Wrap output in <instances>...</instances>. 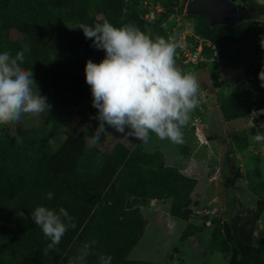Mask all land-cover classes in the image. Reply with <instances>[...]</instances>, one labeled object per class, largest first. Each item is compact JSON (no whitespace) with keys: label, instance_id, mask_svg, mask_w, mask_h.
<instances>
[{"label":"rangeland","instance_id":"374dc122","mask_svg":"<svg viewBox=\"0 0 264 264\" xmlns=\"http://www.w3.org/2000/svg\"><path fill=\"white\" fill-rule=\"evenodd\" d=\"M63 1L31 0L35 9ZM116 1L70 0V5L84 13L88 25L102 22V14L92 7L99 6L110 10L118 27L134 24L151 36L155 32L182 41L176 63L197 76L201 100L184 129L185 143L174 145L151 134L144 144L134 137L123 138L107 125L93 143L97 109L90 96L77 100L74 93L72 102L50 107L46 114L0 125V139L39 127L47 135L52 167L65 175L89 163L91 154L107 158L118 148L131 152L140 161L129 167L108 201L117 212L126 206L127 192L142 172L158 166L165 169L166 176L160 174L164 181L146 183L141 201L129 206L139 223L127 259L150 264H264V86L258 75L264 70V0L260 4L252 0L248 19L212 26L203 14L184 13L187 0H178L166 15L162 0ZM79 26L67 11L55 21L52 36H40L54 68L71 61L82 69L88 59L98 63L104 57ZM5 37L27 49V39L19 31L0 30V44ZM59 38L65 42L63 55L55 44ZM182 50L198 52L200 58L186 62ZM45 87L38 86L40 94ZM83 177L88 180V175Z\"/></svg>","mask_w":264,"mask_h":264},{"label":"trees","instance_id":"16d2710c","mask_svg":"<svg viewBox=\"0 0 264 264\" xmlns=\"http://www.w3.org/2000/svg\"><path fill=\"white\" fill-rule=\"evenodd\" d=\"M70 3V0H64L59 5L41 4L35 9L31 0H0V30L5 34L13 28L23 34L28 43L27 49L23 50L5 37L0 52L10 51L13 55L15 50L25 52L24 61L28 62L22 66L32 69L38 86L46 85L41 95L47 97L51 107L72 102L73 93L77 100L83 95L92 98L85 80V68H77L71 61L68 66L54 68L40 44V36H52L55 21H60L67 11L80 25L86 24L84 13ZM177 3L178 0H162V14L172 12ZM92 7L102 14V22L107 19L113 23L110 10ZM157 26L156 22L154 27ZM55 44L63 55L64 40L59 38ZM83 53L84 50L80 52ZM60 89L68 90L70 94L67 95L68 91L61 94ZM16 137L20 138V143ZM47 146V135L39 127L0 139V264H69L82 244L92 240L98 243L93 246L94 254L87 258L86 264H98V254L111 255L112 264H150L125 257L136 240L139 223L129 206L146 194V183L160 185L164 181L160 174L166 176L167 171L158 166L142 172L127 192L126 206L117 212L108 201L129 167L140 161L134 154L123 148H118L107 158L91 154L89 163L75 166L73 174L65 175L52 167ZM91 169L95 172L91 173ZM85 174L88 180L83 177ZM48 192L53 193L51 200L47 198ZM40 205L56 209L64 207L76 224L66 232L56 251L47 255L43 254V249L49 241L31 219V213ZM18 210L23 211L25 217H20Z\"/></svg>","mask_w":264,"mask_h":264},{"label":"clouds","instance_id":"9594fccd","mask_svg":"<svg viewBox=\"0 0 264 264\" xmlns=\"http://www.w3.org/2000/svg\"><path fill=\"white\" fill-rule=\"evenodd\" d=\"M254 2L260 4V0ZM79 28L94 48L104 52L98 63L88 59L84 69L92 106L97 109L93 143L100 140L107 125L123 138L134 137L144 144L155 134L161 141L183 145L184 129L201 100L197 76L176 63L182 41L177 36L153 37L134 24L118 27L107 19ZM24 60L23 50L15 55L0 52V125L19 123L26 115L38 117L51 107L47 97L40 94L32 69L22 66ZM258 75L264 86V70ZM16 140L21 142L19 137ZM47 198L51 200L53 193L48 192ZM17 214L25 217L23 211ZM31 219L49 241L43 249L45 255L56 251L66 232L76 227L64 207L37 206ZM97 243H83L69 264H86ZM97 259L98 264H112L111 255L98 254Z\"/></svg>","mask_w":264,"mask_h":264},{"label":"water","instance_id":"95a60500","mask_svg":"<svg viewBox=\"0 0 264 264\" xmlns=\"http://www.w3.org/2000/svg\"><path fill=\"white\" fill-rule=\"evenodd\" d=\"M185 14H203L208 23L232 25L240 18L230 0H187L183 7Z\"/></svg>","mask_w":264,"mask_h":264},{"label":"flooded vegetation","instance_id":"af4514ba","mask_svg":"<svg viewBox=\"0 0 264 264\" xmlns=\"http://www.w3.org/2000/svg\"><path fill=\"white\" fill-rule=\"evenodd\" d=\"M230 1L236 7L237 16H239L240 18L236 23L250 18V16L252 15L251 7H250V3L252 2V0H230Z\"/></svg>","mask_w":264,"mask_h":264},{"label":"built area","instance_id":"2783aa9c","mask_svg":"<svg viewBox=\"0 0 264 264\" xmlns=\"http://www.w3.org/2000/svg\"><path fill=\"white\" fill-rule=\"evenodd\" d=\"M181 54H182L183 60L189 63H196L197 60L200 58L198 52H195V51L182 50Z\"/></svg>","mask_w":264,"mask_h":264}]
</instances>
